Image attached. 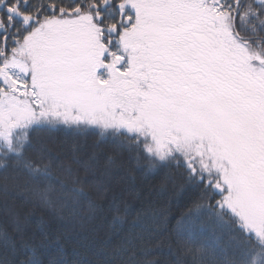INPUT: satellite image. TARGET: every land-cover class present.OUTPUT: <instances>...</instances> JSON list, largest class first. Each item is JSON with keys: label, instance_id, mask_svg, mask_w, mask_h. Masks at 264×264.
I'll return each instance as SVG.
<instances>
[{"label": "snow or ice", "instance_id": "obj_1", "mask_svg": "<svg viewBox=\"0 0 264 264\" xmlns=\"http://www.w3.org/2000/svg\"><path fill=\"white\" fill-rule=\"evenodd\" d=\"M62 130L182 193L171 234L196 264H264V0H0V264H161L119 217L70 255L9 204L99 206L92 169L40 135Z\"/></svg>", "mask_w": 264, "mask_h": 264}, {"label": "trees", "instance_id": "obj_2", "mask_svg": "<svg viewBox=\"0 0 264 264\" xmlns=\"http://www.w3.org/2000/svg\"><path fill=\"white\" fill-rule=\"evenodd\" d=\"M40 135L46 139L58 162L74 168L86 165L92 169L99 178L98 186L93 190L99 206L92 210L85 209L74 217L60 219L41 206H24L19 199L7 197L9 204L20 207L23 214L28 216L33 228L43 220L51 228L66 233V249L71 255L78 241L83 240L84 245L93 248L97 246L111 234L113 222L119 217L122 224L118 226L125 230L135 224L133 230L136 232L144 229L152 231L153 258L161 264H175L176 256L181 258L183 264H196L197 257L191 253L185 254L183 248L175 244L171 234L176 221L188 210V202L182 193L163 187L160 178L145 177L126 160L121 159L115 165L108 164L103 155L89 160L91 148L71 130L43 132ZM90 144L91 138L87 141V145ZM77 155L80 157L79 163L74 159ZM3 199L5 196L0 192V200ZM197 246L193 244L189 247L195 249Z\"/></svg>", "mask_w": 264, "mask_h": 264}]
</instances>
